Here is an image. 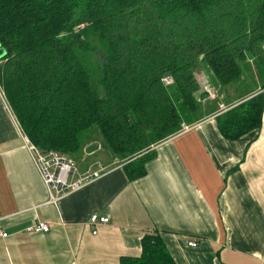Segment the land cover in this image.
I'll return each mask as SVG.
<instances>
[{
	"label": "trees",
	"instance_id": "trees-1",
	"mask_svg": "<svg viewBox=\"0 0 264 264\" xmlns=\"http://www.w3.org/2000/svg\"><path fill=\"white\" fill-rule=\"evenodd\" d=\"M0 48V87L29 141L74 158L95 129L130 181L156 144L213 109L203 64L227 86L254 63L261 91L215 124L227 140L261 128L264 0H0ZM119 264L176 263L151 233Z\"/></svg>",
	"mask_w": 264,
	"mask_h": 264
},
{
	"label": "crops",
	"instance_id": "crops-1",
	"mask_svg": "<svg viewBox=\"0 0 264 264\" xmlns=\"http://www.w3.org/2000/svg\"><path fill=\"white\" fill-rule=\"evenodd\" d=\"M250 85L226 95V104L203 99L213 109L156 144L139 179L130 181L100 140L88 141L71 158L80 171L99 163L105 172L57 205L47 203L0 90V231L7 233L0 237V264H119L122 256H139L142 237L151 233L163 238L176 264H264V108L252 141L227 140L215 124V116L261 91ZM92 214L109 219L96 233L88 224ZM32 221L46 222L49 231L24 232Z\"/></svg>",
	"mask_w": 264,
	"mask_h": 264
},
{
	"label": "built area",
	"instance_id": "built-area-1",
	"mask_svg": "<svg viewBox=\"0 0 264 264\" xmlns=\"http://www.w3.org/2000/svg\"><path fill=\"white\" fill-rule=\"evenodd\" d=\"M188 128L184 127L183 131ZM19 130L30 158L46 187L48 194L47 203L57 205L62 197L78 191L104 174L105 168L99 163L96 164L95 168L88 167L86 170L80 171L70 156L55 150L40 151L29 141L22 130ZM108 222L109 219L107 217L99 216L98 214H92L88 219L92 233L97 232L96 227L98 225ZM48 231L49 225L43 221H32L24 228V232L29 234L47 233ZM6 236L7 233L0 231V237ZM187 245L193 247L196 246V243L195 241H188Z\"/></svg>",
	"mask_w": 264,
	"mask_h": 264
},
{
	"label": "rangeland",
	"instance_id": "rangeland-1",
	"mask_svg": "<svg viewBox=\"0 0 264 264\" xmlns=\"http://www.w3.org/2000/svg\"><path fill=\"white\" fill-rule=\"evenodd\" d=\"M98 55L99 54L93 55V58L98 60ZM242 68L245 71V75H243V79L241 81L238 80L236 82L230 83L227 86H222L219 83V81L216 82V80H215L216 78L210 72L209 68H207L204 64H203V67L201 68V71L197 74V78L199 79L200 82H202L203 90L205 92H207V94L209 96L211 95L210 97L216 98V100L219 99L218 100L219 102H222L223 104H226V101H227L226 98H225L226 95H227V97L231 96V95L238 94V93H239V95H241L242 92L240 91V89H242V88H247L248 89L250 84H253V83H258L259 84V82H260V78H259V75L257 73L256 67H255V65H254V63L252 61L249 62L248 65L243 64ZM203 81H206L205 85L203 84ZM245 81H246V83L243 84ZM242 84H243V86L241 88L240 86ZM244 85H247V86H244ZM0 90H2L1 87H0ZM257 93H259V92H257ZM257 93H255V94H257ZM235 97H239V96H235ZM191 125L192 124H188V125L182 124L181 129H180L179 132H182L184 127H189ZM95 132H96L95 129H93V131H91L90 134L93 137V139H96V140L99 141L100 140V136L98 135L97 132L96 133Z\"/></svg>",
	"mask_w": 264,
	"mask_h": 264
},
{
	"label": "water",
	"instance_id": "water-1",
	"mask_svg": "<svg viewBox=\"0 0 264 264\" xmlns=\"http://www.w3.org/2000/svg\"><path fill=\"white\" fill-rule=\"evenodd\" d=\"M4 55V50L0 48V58Z\"/></svg>",
	"mask_w": 264,
	"mask_h": 264
}]
</instances>
